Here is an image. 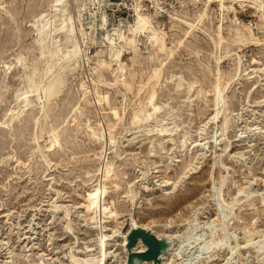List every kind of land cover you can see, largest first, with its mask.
<instances>
[{"label":"rangeland","instance_id":"rangeland-1","mask_svg":"<svg viewBox=\"0 0 264 264\" xmlns=\"http://www.w3.org/2000/svg\"><path fill=\"white\" fill-rule=\"evenodd\" d=\"M212 2L0 0V264H126L132 219L161 264H264V0Z\"/></svg>","mask_w":264,"mask_h":264},{"label":"bare ground","instance_id":"bare-ground-1","mask_svg":"<svg viewBox=\"0 0 264 264\" xmlns=\"http://www.w3.org/2000/svg\"><path fill=\"white\" fill-rule=\"evenodd\" d=\"M54 1V6L55 7H59V5H60V3L63 1V0H53ZM210 1H213L212 3H214V0H210ZM260 3V2H259ZM255 4V3H254ZM259 5V4H258ZM220 7H223V3H222V0H220ZM54 8V7H53ZM259 8V7H258ZM62 11H64V10H62ZM221 15V14H220ZM176 18V17H175ZM222 18V17H221ZM74 19V18H73ZM147 17H144L143 15H141L140 13H136V18H135V29L132 31V34L134 35V34H136L137 33V31H142V30H145V29H147ZM69 20H70V16H64V19H63V26L61 27V30H63V29H65L64 31H63V34H64V36H67V35H69V34H71L72 32H73V28H72V26L69 24ZM183 23H185V22H183ZM188 26H190V27H192L193 29L194 28H196L197 26L196 25H192V24H188ZM41 29H44V27L43 28H41ZM50 31V30H49ZM53 32L54 33H56V32H58L56 29L55 30H53ZM59 32H61L60 30H59ZM52 33V32H51ZM143 33V32H142ZM145 33V32H144ZM41 34V32L39 31V35ZM220 35V34H219ZM125 40V39H124ZM221 41V37H219L218 36V40H217V42H213L214 43V46L215 47H218L219 46V42ZM151 42H152V44L155 46V49H156V51H158V52H161V51H163L164 49H165V43H164V39H163V37H159L158 35H155V34H153L152 35V37H151ZM225 42V41H224ZM124 43V42H123ZM131 43V41H129V43H125V45L126 46H128V45H131L130 44ZM223 46V45H222ZM46 47H48V46H46ZM221 49V48H220ZM61 50V49H60ZM124 50V49H123ZM177 50V49H176ZM46 51V50H45ZM78 52V49L76 48V47H74V49H73V52H72V54L73 55H75L76 53ZM177 52V51H176ZM53 54H54V52L52 51L51 53H50V55H52L53 56ZM168 54L169 55H171L172 54V50H170L169 52H168ZM167 54V55H168ZM173 55H174V53H173ZM163 58V57H162ZM170 58V57H169ZM156 59V58H155ZM151 60V59H150ZM152 62V61H151ZM155 62V61H154ZM103 65V64H102ZM119 66V65H118ZM6 68V67H5ZM114 70V69H113ZM121 70V69H120ZM159 71V70H158ZM37 72V71H36ZM123 72V71H122ZM216 72L218 73V71L216 70ZM48 73V72H47ZM35 74V73H34ZM154 75L156 76L157 74L156 73H154ZM34 76V75H33ZM218 78V77H217ZM218 80V79H217ZM30 82V81H29ZM56 85H57V83H52V84H50V85H48L47 87H45L44 89H43V93H44V95H45V98H50L54 93H55V91H56ZM147 85V84H146ZM45 86V85H44ZM178 85H176V87H177ZM37 88H39V85H37V84H35V82H34V84L32 83V86L29 88V92L28 93H34L35 91H37ZM41 89V88H40ZM141 93V92H140ZM221 93H222V91H221V88L219 87V85H218V82H217V84H216V86H215V94L213 95L214 96V99H213V104H214V107H215V117L219 114V111L221 110V107H222V105H223V101H222V99H221ZM154 93H152L151 94V96L148 98L149 100H148V104L151 106V109H152V112L153 111H159L158 110V108L155 106V105H153L152 104V101H153V99H154ZM100 96V95H99ZM25 98H27V97H25ZM98 99V98H97ZM149 107V106H148ZM161 108V107H160ZM135 112V111H134ZM160 112V111H159ZM8 113V112H7ZM143 114V116H144V118H147V119H149L148 117L151 115V114H149V113H146L145 112V110H141L140 112H139V114ZM158 113V112H157ZM135 114V113H134ZM138 114V115H139ZM138 115H134L133 116V121L132 122H136V121H138L139 120V116ZM151 119V118H150ZM132 120V119H131ZM159 132V131H158ZM94 134V133H93ZM159 135H160V133H159ZM158 136V135H157ZM161 137V136H160ZM102 138V137H101ZM97 139V138H96ZM58 144V141H57V139L54 137L53 138V141L51 142V144H50V146H49V148L47 149L48 151H50V150H52L53 149V147L55 146V145H57ZM213 171V170H212ZM99 200V199H98ZM90 201V202H87V204L85 205V210H86V212H92V214H95V215H97V216H100V215H102V217L104 218L105 216L107 217V218H111L112 217V215H113V212H111L110 210H109V208H107L106 206H104L103 204H100V202L99 201ZM230 206V205H229ZM115 215V214H114ZM96 217V216H95ZM102 218V219H103ZM138 228H140V229H143V230H145V231H150L151 233H154V232H152L151 231V229L150 228H147V227H144V226H139L133 219L131 220V222H130V229H138ZM170 233V232H169ZM222 233V232H221ZM158 239H160V238H164V239H166L167 241H169L170 243H171V247H170V249H168L169 251L176 245V243H175V240H176V238H177V236H175L174 234H165V235H162V236H159V235H156V234H154ZM250 238V237H249ZM248 238V239H249ZM248 241V240H247ZM221 242V241H220ZM220 242L218 243V244H220ZM125 243H126V241H125ZM217 244V245H218ZM146 249H145V247L142 245V243L139 241V242H137V244L135 245V247H134V249H133V251H135V252H138V253H142V252H144ZM167 250V251H168ZM166 255V254H165ZM162 258H163V255L161 256V258H160V260H162Z\"/></svg>","mask_w":264,"mask_h":264},{"label":"water","instance_id":"water-1","mask_svg":"<svg viewBox=\"0 0 264 264\" xmlns=\"http://www.w3.org/2000/svg\"><path fill=\"white\" fill-rule=\"evenodd\" d=\"M140 241L145 251L138 253L133 251L137 242ZM171 247V243L164 238L158 239L150 231L143 229H131L126 236V251L128 253L126 264H161V256Z\"/></svg>","mask_w":264,"mask_h":264}]
</instances>
